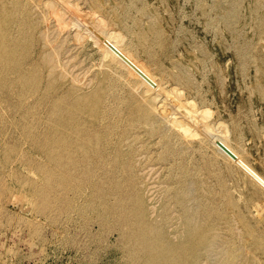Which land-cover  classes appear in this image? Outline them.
Returning a JSON list of instances; mask_svg holds the SVG:
<instances>
[{
    "label": "rangeland",
    "instance_id": "1",
    "mask_svg": "<svg viewBox=\"0 0 264 264\" xmlns=\"http://www.w3.org/2000/svg\"><path fill=\"white\" fill-rule=\"evenodd\" d=\"M142 1L148 4L153 2ZM169 1L171 7L165 12L152 3L151 12L137 18V23L145 27L157 17H165L167 14L174 16L172 29L176 33V43L169 54L167 67L161 68L162 58H154L149 66L141 54L134 55L137 57L134 61L126 55L127 49L123 43L112 42V32L120 25L116 19L120 21L124 17L123 21L131 23L133 12L124 5V0H0V25L4 20L8 21L6 36L20 40L23 46L26 45L24 36L28 38L25 59L19 73L36 80L33 93L24 97L9 98L0 92V264L155 263L156 260L150 256L147 245L140 244L141 234L144 235L147 227V230L154 227L158 236H162L169 243H180V247H183L180 264H223L227 250L232 251L231 264H264L260 252L251 245L248 232L235 217L234 209L227 207V198L222 197L224 191H221V185L226 188L227 195L243 209L248 225L253 226L259 218L264 219V190L260 195L261 205L255 204L256 201L249 204L246 193L235 182L238 178L235 167L232 176L222 177L223 184L220 185L217 181L220 173L214 172L206 162L207 156L226 138L230 120L239 122L229 104L232 86L237 85L238 94L243 99L257 100L252 80L257 79L260 84L264 81V74L260 71L257 60L264 58V36L256 37V28L252 23L245 26L238 16H231L228 19L229 27L243 29L246 36L259 39L254 40L253 48L248 53L249 63L244 70L232 56L220 53L222 57L219 58V53L212 52L205 56L207 65L203 72L198 71L195 66L186 67L182 71L189 79L192 91L182 90L174 94L171 78L179 73L175 61L180 52L196 57L207 46H214L226 38L235 40L236 36L230 30L223 29V23L213 31L205 24L200 13L202 7L207 8V15H211L213 8L226 9L230 0H191V6L190 0ZM241 2L243 5L249 3L246 6L264 5V0ZM128 13L130 14L127 15ZM254 19L253 16L250 17V20ZM189 21L192 24L190 32L187 33L183 29ZM130 25L135 26L132 23ZM225 49L223 47L222 51ZM106 59L112 66L109 67L110 72L117 78L113 81L116 86L105 94L109 107L102 110L100 117L110 110L116 97L125 101L122 106L125 109L122 114L112 113L104 121H100V117H90L89 111L77 112L76 115L74 100L92 93L98 87ZM136 61L141 63L140 76H143L147 68L146 78L150 73L153 77L150 81H153L156 91L162 97L161 115L163 125L167 127L166 131L171 132L174 127L168 142L175 148L177 140L174 135L177 133L184 142L195 140L192 142L193 147H189L182 156L184 170L195 174L196 180L195 184H186L187 191L183 200L189 209H194L191 200L193 196L200 198L203 205H210L215 209L209 220L211 225L206 231L210 245L196 249L195 258L188 257L196 246L187 245L183 235L181 212L171 200L172 181L177 176L172 165L160 159L165 153L161 147V136H148L135 129L125 131L123 127L125 112L129 113L130 106L136 104V98L132 94L130 96L128 91L133 84ZM210 74L214 78L213 88L206 81ZM3 75L0 72V85L4 86L14 82L17 76L12 73L4 78ZM146 83L147 81L140 79L141 87H146ZM261 85L264 86V83ZM208 87L212 89L209 88L212 96L209 98L204 94V104L193 99V103L198 102L200 106L195 110L194 116L202 117L204 109L211 112V116L203 123L196 121L198 124L193 126L197 127V132L189 134L184 128L188 127L194 117L190 119L182 113L181 118L177 117L170 107L179 106L181 109L194 92L204 93ZM71 116L75 122L68 128L61 126ZM251 117L256 123L264 125V105L257 104ZM110 125L112 126L109 127ZM212 126H215V135H208ZM105 127H109V130L106 131ZM73 128L75 131L77 128L94 131L90 132L92 138L96 135L102 136L100 150L105 152L100 159L102 164L90 165L95 167L93 177L98 186L107 188L102 179L110 182L116 170L128 167L127 174L131 178L127 183L128 193L132 195L135 203L139 202L135 205L139 207L135 208L137 212L134 220L142 223L137 222V225L133 222L132 225L129 222L114 231H108L104 224L94 219V213L86 207L87 202L84 204L87 198L84 184L81 191L77 190L78 186H66H73L77 180L72 178L68 182L60 176L63 167L50 160L46 148H53V154L61 152L62 147L57 140L65 132L75 134L72 139L78 141V132H74ZM53 136L57 140L52 143ZM105 141L110 144L108 147L104 146ZM241 142L245 151L253 150L255 164L264 162V152L250 134L243 133ZM77 149L72 152L79 153L80 150ZM113 151H117L119 155L118 162L113 159ZM217 164V169L220 170L222 165ZM71 170L69 177L75 172L74 169ZM62 179L65 180V185L62 184ZM198 221L202 225L206 223L203 215L198 217ZM120 223L122 220L118 219L117 225ZM145 223L148 226L145 227ZM260 224L264 228V220ZM122 235L131 236L130 241L126 242ZM152 240H155L154 237ZM128 250L131 251L130 254Z\"/></svg>",
    "mask_w": 264,
    "mask_h": 264
},
{
    "label": "bare ground",
    "instance_id": "2",
    "mask_svg": "<svg viewBox=\"0 0 264 264\" xmlns=\"http://www.w3.org/2000/svg\"><path fill=\"white\" fill-rule=\"evenodd\" d=\"M241 1L242 0H230L228 7H225L226 9L213 8L211 11V15L206 14L207 11L206 7L201 8L200 13L203 15L202 19L205 22V24L209 25V27H211V29L213 30L216 29V27H219L221 23H223L224 24L223 29L230 30L236 36V39L226 40L228 38L224 36L226 38L224 41H221L214 46L212 45L207 46L205 50L201 53V55L196 57H192L191 55L180 52L175 61L176 66L179 69V73L173 75L171 78L174 86V90H173L174 94H177L182 90L192 91V86L189 83V79L182 73V71L185 70L186 67L195 66L198 69V71L203 72V70L207 65L205 56L212 52L215 54L219 53V58L222 57V56L220 57L221 55L220 53L232 56L239 62L240 68L244 70L246 65L249 63L248 53L250 52L251 48H253V43H255L254 40H259L258 39L259 35L260 38L264 36V5L254 4L251 6H246L249 3L243 5ZM152 3H154L155 6L158 5L159 9L163 12H165L169 6L171 7V5H169L170 3L169 0H153V2L149 4L147 2L145 3L142 0H124V5H127L129 8H131V11L133 12L131 15L132 18L130 17V22L135 26L132 27V25H130L131 23L130 24L126 23L125 20L123 21L124 17L120 21L119 19H116V21L120 25L117 30H114L112 32L111 40L116 44L123 43L127 49L126 55L132 58V60L134 61L137 60L136 59L137 57H134V55L139 56L141 54L143 56L142 59L144 60V62L145 63L148 62L150 66L154 58H162L163 60L160 63V67L166 68L170 56L169 54L171 53L176 43V33L172 29V24L174 22L173 14H167L165 17H157L156 20H154L152 23H150V25L145 27L137 23L138 16H142V15L146 16L149 14V11L151 10L150 4ZM191 4L192 3L190 0L189 5L191 6ZM129 14L130 13H128L127 15ZM231 16L232 17L238 16V18H240V20L244 23L245 26L252 23L253 26L256 28V30L254 31L257 32V34L256 33L255 34L257 35L256 37L258 38L254 39L253 37H249L250 35L246 36L245 35L246 33L244 34L245 31L243 29L241 30V29L229 27L230 23L228 22V19ZM252 16L255 18L254 20H250V17ZM126 18H129V16H126ZM7 23L8 21L4 20L3 24L1 23L0 25L1 26L0 72L1 75L4 74L3 77L4 76L9 77V74L12 73L17 74V76L14 79V82H11L6 86L0 85V92L2 94L5 93L9 98L15 96L24 97L27 94L33 93L32 89L35 87V81H36L35 78L32 77L28 78V76L19 73L22 67L23 59H25L24 57L27 51L28 38L24 36V41L26 45L23 46L20 40H15L13 37L12 38L7 37L6 36ZM191 24L192 22L189 21L187 25L184 27L185 29L183 30H186L187 33H189ZM2 35H5V37L2 38ZM187 38L188 37H186V39ZM263 44L260 45L263 46ZM261 46L259 47L261 48ZM223 47L226 48L225 51H222ZM52 53H54V51ZM258 57L259 56H257V58ZM50 60L51 58L47 61ZM257 60L259 64L258 67L262 72V74H264V58L263 60L262 59H257ZM138 61H136V63L134 64L135 74L132 79L133 84H131L130 87L128 88L130 96L132 94L133 95L132 97L136 98V104L134 105L130 104L131 108L129 113L125 112V125L123 127L125 131L135 129L138 130V132L146 133L148 136H152V137L156 135L161 136L160 137L162 140L161 147H163L165 153H163L160 159L163 162L170 163L172 165L175 175L177 176V178L175 180L173 179L172 181L173 189L172 187H171L172 190L170 189L171 200L175 208L179 212H181L180 215L183 225L182 229H184L183 235H184V239L187 241V245L194 244V246H196L195 250L192 252V255L188 257L195 258L197 253L196 249H199V247L201 249V247L204 246L208 247V245H210L211 241L207 238L206 231H208V228L211 225V221L209 220L212 218V214L215 211V209L213 208V206L203 205L201 203L202 201L200 200V198L194 196L191 198L194 209H189L188 207H186L185 201L183 200V195L187 191L186 184L187 183L192 184L194 182L196 183V180H195V174H193L192 172L190 173V171L184 170V163L182 160V156H183V152L186 153L189 147H193L192 142H195V140H189L187 142H184L181 139V135L177 133L176 135H174V138H176L177 140V143L174 144L175 148H173L171 144L168 142L169 136L171 135V132L174 127H172L171 132L166 131L167 127L163 125V118L161 115L163 110L162 97L156 91L155 84L153 83V81H150L153 78L150 73L146 78L145 71L147 68L144 70L143 76H140L139 67L141 63ZM54 66L56 67V64ZM109 67L111 68L112 66L110 65L109 60L106 59L105 66L99 78L98 87L95 88V90H93L92 93L87 94L82 98H77L74 100L76 103L74 105V111L76 115L77 112L89 111L90 117L94 119H98V117L102 115V110L105 107H109L108 100L105 94L112 87L116 86V82L113 81L115 80V78H117L114 77L113 73L110 72ZM49 70L52 71L51 69ZM140 79L143 80V82L147 81V83L145 84L146 87H141ZM206 81H208L207 83L210 84L212 88L214 87L212 86V84L214 83V78L211 74L207 76ZM252 81L254 82L253 84L254 89L257 92V98H256L257 100L250 98L243 99L238 94L237 85L232 86V96L231 98L229 97L230 98L229 104L234 113L233 115L237 116L235 119L239 118V122L232 119L230 120L229 124L227 123L228 133L226 138L222 140L221 143L218 144V146L216 147V149L213 150L211 155L207 156L206 162L208 166L214 170V172L217 171L218 173H220V175H218L217 177V181L219 182L220 185L223 182L222 177L232 176L233 174L232 171L233 168L235 167L238 172V178L235 180V182L237 186L241 189V191L243 190L246 193V199H248L249 204L256 201L255 204L257 203L261 205L260 195L261 192L264 190V162L262 164L261 163L255 164L253 162L254 161L253 150L250 149L248 151H245L241 142L242 134L248 133L254 138L256 143L260 146V149L264 152V142H263L264 125L256 123L254 120H252L251 117L253 108L257 104L264 105V86L261 85L262 83H264V81H261L262 82L261 84L260 82H258L257 79H253ZM209 88L210 87H208V90H205L204 93L194 92L192 98L187 99L185 105L182 106L181 109H179V106L178 108H174L173 106L170 105L172 112L177 117L181 118L180 116L181 113L187 115L190 119L194 117L192 121H190L188 127L184 128L185 130H187L189 134H193L197 132V127L193 126L194 124H198L196 123V121L197 122L200 121L201 123H203L205 122L206 118H209L211 116V112H207L206 109H204V114L202 117L194 116L196 113L195 110L198 109L200 106L198 105L199 104L198 102L193 103V99H195L201 101V103L204 104L202 101L204 94L207 95L209 98L212 96V93L210 96L211 88L210 89ZM132 97H129V99ZM115 99L116 101L114 102V104L110 105V110H107V112L103 115V117H100L101 119L100 121H104L106 117H110V115H113L112 113L122 114V110L125 109L124 107H122L124 104L123 102L125 101H122L121 98H117V97ZM169 102L170 101L168 100V103ZM119 114L118 116H120ZM72 118L73 117L71 116L70 120H68L66 124H63L61 126H65L66 128L70 127L69 125L75 122V120H73ZM111 126L112 125H110L109 127ZM109 127H105V130L108 131ZM214 127L212 126L208 130V135L209 134L215 135L216 130ZM73 130L74 132H78L76 135V140L78 141H74L75 138L72 139V137H74L75 134L73 135L71 133L65 132L61 135L63 136L62 138L60 139L58 138L59 140L55 139L54 136L52 138L50 137L53 140L52 143L56 142L57 140L61 144L62 147L61 152L57 151L53 154V148L51 147L46 148V152L49 154L50 160L55 162V164H58L59 166L63 167L60 176H62L68 182L69 179L72 178L73 180L78 181V182L76 181L73 186L70 184H67L66 186L68 188L78 186L77 190L81 191L82 184H84L83 189H85L87 195L84 204L87 202L86 207L88 210H90V212L94 213L95 215L94 219L104 224L107 227L108 231L109 230L114 231L122 224H126L129 222L132 225L133 222H135L138 225L137 222L139 221L136 222L134 220V216L136 215L135 213L137 212V211L135 212V208L139 207L138 205L137 206L135 205L136 203L139 202L136 201L135 203L134 199H132L131 197L132 195L128 193L129 184L127 185V183L131 179L130 176H128L127 174L128 167L125 166L122 169L116 170L114 172L113 177H111L110 182L109 181L105 182V180L102 179L104 184L108 186L107 188L98 186L94 181L95 177H93V172L95 170V167L90 165L95 164L99 166L102 164L100 162V159L105 153L103 151L101 152L100 150L102 136L96 135L94 138H92L90 132H94V131L88 132V129L87 131H85L83 129L79 130L77 128V131H75V129L73 128ZM54 132L56 133V131ZM58 133L59 132H57V135ZM108 145L110 144L106 143L105 141L104 146L108 147ZM75 148L76 149L78 148L80 152L79 153L77 151L72 152ZM65 154L68 155L65 156ZM112 156L113 159L116 162H118L119 155L117 151H113ZM62 160L64 161L63 163ZM217 163H221L222 165L220 170L217 169L219 166ZM71 169H74L75 174L73 173L74 174L73 175L71 173L72 177H69L70 171H72ZM52 178H56V176ZM64 179L61 180L62 184L65 183ZM221 186L223 189L221 191H224L222 197L227 198V200H225L227 207L234 209L235 217L244 226V229L248 232L249 238L251 240V245L254 247V249L258 250L262 255V257L264 258V228L261 227L260 224V221L264 219L259 218L257 221H255L254 226L252 224L248 225V223L245 220L246 217L244 215L243 209L238 205L237 202L233 201L232 197L227 195L225 190L226 188L223 185ZM253 209H255V207ZM198 215L200 217L201 215L205 217L206 223L204 222L205 223L204 225L200 224L201 222L198 221V217H199ZM118 219L122 220V223H120L119 225H117ZM139 223H142V221ZM148 224L150 225V223ZM148 224H146L145 227L148 226ZM147 229L145 228L144 235L141 234L140 244L147 245V248L150 252V256L154 259V261L156 260L155 263L152 262L151 264L153 263L180 264L179 258H181L180 255L183 252L182 251L183 247H180L179 245L180 243L177 242V244L176 243L173 244L171 242L170 243L167 242L166 240H164L162 236L161 237H159L160 235L158 236L157 232H155L154 227L149 230ZM122 236L126 238V242L130 241L131 236L129 237L124 235ZM152 237H154L155 239L154 241L152 240ZM128 253L130 254L131 251L128 250ZM231 257H232V251L227 250L223 264H231L230 262Z\"/></svg>",
    "mask_w": 264,
    "mask_h": 264
}]
</instances>
